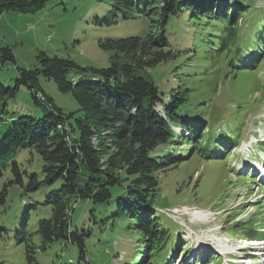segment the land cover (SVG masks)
Segmentation results:
<instances>
[{
	"label": "trees",
	"instance_id": "trees-1",
	"mask_svg": "<svg viewBox=\"0 0 264 264\" xmlns=\"http://www.w3.org/2000/svg\"><path fill=\"white\" fill-rule=\"evenodd\" d=\"M48 1L0 0V14L38 12ZM112 4L111 19L119 13L127 18L142 10L146 14H159L162 24L178 14L198 18L226 15L231 25L229 40L239 34L236 25L242 27V22L247 25L253 22L255 25H249L254 29L252 32L264 33V17L259 19L254 8L249 11L250 2L245 0H112ZM106 42L107 47L116 50L108 67H82L70 58L41 51L40 68L21 70L14 87L0 83V101L5 100L0 118L5 116L6 100L16 95L21 84L28 85L38 74L53 79L61 91L71 92L79 105L78 114H66L38 85L30 86L35 102L43 106L42 113L13 116L6 131L0 133L1 239L8 241L13 232L11 203L20 196L26 204L14 232L19 235L18 242L23 238L26 241L25 257L19 264L35 261L39 264L35 256V231L40 235L41 250L55 241L78 245V264H95L88 258L87 242L93 243L106 235L111 239L110 232L114 239L120 226L128 231L125 246L133 254L126 257L124 264L163 263L170 250L178 253L181 249H178L181 238L173 233L175 230L166 229L158 212L159 172L181 158L160 149L181 143V135L175 130L180 126L190 133L185 140L189 155L196 151L206 154L211 143L210 130L206 121L179 113L189 98L186 84L171 95H164L150 73L178 55L166 34H131ZM247 51L239 52L240 60L247 59ZM254 54L257 60L251 61L262 66L264 52L257 55L254 51ZM14 61L13 47L0 40V65ZM230 64L236 66L234 61ZM72 71L75 74L70 76ZM257 81L264 88L258 77ZM158 103L162 104L163 114L156 110ZM242 135L244 131L239 130L231 139L239 142ZM25 151L36 152L43 158L40 172L30 173L24 167L20 159ZM35 193L32 202L25 201L24 195L34 198ZM37 204L44 206L43 211L50 208L51 214L49 218H41L37 229L32 230V209ZM257 218L250 216L240 222L247 225L240 228V238L257 239ZM131 243H138L136 250ZM141 247L146 251L142 252Z\"/></svg>",
	"mask_w": 264,
	"mask_h": 264
},
{
	"label": "rangeland",
	"instance_id": "rangeland-1",
	"mask_svg": "<svg viewBox=\"0 0 264 264\" xmlns=\"http://www.w3.org/2000/svg\"><path fill=\"white\" fill-rule=\"evenodd\" d=\"M245 1L250 2L249 11L254 8L259 19L264 17V0ZM231 9H234L233 5ZM112 10V0H50L38 12H3L0 14V40L13 47L15 61L0 65V83L14 87L21 70L40 68L38 54L41 51L50 56L70 58L82 67L102 68L110 66L116 53L115 49L107 47L108 39L147 32L166 34L178 55L150 73L164 95L176 92L182 84L189 87V98L179 113L206 121L211 143L206 154L196 151L189 155L185 140L190 133L176 126L178 134L188 137L180 136L181 143L174 144L173 148L160 149L181 158L159 172L158 212L166 229L175 230L173 233L181 238L178 249L183 250L179 249L178 253L170 250L171 257L157 264H226L228 257L222 253L230 251L229 257L238 258L248 250L254 254L248 253L249 258L239 257V264H245L247 260L251 263L247 261L246 264H264V184L259 182L264 173L254 170V160L264 156V88L257 81L258 77L264 84V60L262 66L260 62L251 61L257 60L254 51L257 55L264 52V33L261 38L249 27L255 23L247 25L242 22V27L236 25L239 34L229 40L231 25L226 15L210 14L198 18L178 14L171 15L168 22L162 24L157 13L146 14L142 10L127 18L119 13L117 18L111 19ZM257 29L260 30V25ZM239 50L241 53L248 50L247 59H239ZM74 74L72 71L70 76ZM36 85L64 113L78 114L79 105L72 93L61 91L53 79L38 74L28 85L21 84L16 95L6 100L5 116L0 118V133L6 131L13 116L42 113V104H37L30 93V86ZM4 103L5 100L0 101V108ZM156 110L163 114L161 103L156 105ZM239 130L244 131V135L239 142L233 141V134ZM94 139L98 144V138ZM21 158L30 173L40 172L44 164L36 152L25 151ZM244 176L247 178L243 179ZM2 185L0 181V188ZM36 193L34 198H30V194L23 197L29 203L35 199ZM11 207L14 209L10 222L13 232L8 241L0 238V264H19L25 257L26 241L23 238L18 242L19 235L14 232L26 204L17 196ZM43 208L37 204V208L32 209V230L37 229L41 218L50 217L51 209L43 211ZM255 215L258 216L256 237L260 238L259 245L240 250L250 245L244 243L246 239L240 238V228L247 227L240 222ZM121 227H117L114 239L110 232L111 239L106 235L93 243L87 242L90 261L124 264L127 256H133L125 246L128 245L125 240L128 231ZM34 240L39 264H78V245L55 241L41 250L38 247L40 235L36 231ZM138 246V243H131L135 250ZM141 249L146 251L143 247ZM188 249L190 252L186 256ZM136 258L141 260L138 255Z\"/></svg>",
	"mask_w": 264,
	"mask_h": 264
},
{
	"label": "bare ground",
	"instance_id": "bare-ground-1",
	"mask_svg": "<svg viewBox=\"0 0 264 264\" xmlns=\"http://www.w3.org/2000/svg\"><path fill=\"white\" fill-rule=\"evenodd\" d=\"M255 242H257V243H258V241H255Z\"/></svg>",
	"mask_w": 264,
	"mask_h": 264
},
{
	"label": "built area",
	"instance_id": "built-area-1",
	"mask_svg": "<svg viewBox=\"0 0 264 264\" xmlns=\"http://www.w3.org/2000/svg\"><path fill=\"white\" fill-rule=\"evenodd\" d=\"M40 96V95H39Z\"/></svg>",
	"mask_w": 264,
	"mask_h": 264
}]
</instances>
